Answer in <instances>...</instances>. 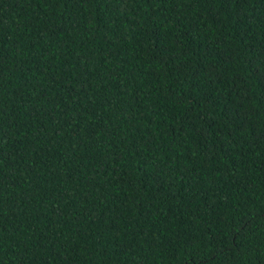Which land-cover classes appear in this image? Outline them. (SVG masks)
I'll return each instance as SVG.
<instances>
[{
    "label": "trees",
    "instance_id": "16d2710c",
    "mask_svg": "<svg viewBox=\"0 0 264 264\" xmlns=\"http://www.w3.org/2000/svg\"><path fill=\"white\" fill-rule=\"evenodd\" d=\"M0 264H264V0H0Z\"/></svg>",
    "mask_w": 264,
    "mask_h": 264
}]
</instances>
